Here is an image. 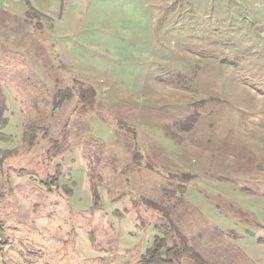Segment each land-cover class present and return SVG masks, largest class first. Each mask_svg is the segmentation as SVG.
<instances>
[{"label":"rangeland","instance_id":"obj_1","mask_svg":"<svg viewBox=\"0 0 264 264\" xmlns=\"http://www.w3.org/2000/svg\"><path fill=\"white\" fill-rule=\"evenodd\" d=\"M63 4L0 0V264H264V0Z\"/></svg>","mask_w":264,"mask_h":264},{"label":"trees","instance_id":"obj_2","mask_svg":"<svg viewBox=\"0 0 264 264\" xmlns=\"http://www.w3.org/2000/svg\"><path fill=\"white\" fill-rule=\"evenodd\" d=\"M22 1H24V3L26 4L27 11L35 13L37 15L39 14L33 9L29 0H22ZM38 16H42V15L39 14ZM84 97L85 96H83V98ZM1 115L2 113H0V118ZM5 124H6V120L0 119V130L4 128ZM179 255H180V251L178 250L177 246H173L170 248L169 247L164 248V246L161 248L157 247L150 253V258H148V260H146L143 264H174L175 260L178 259ZM193 257L194 260H196L195 261L196 264H206L197 256H193Z\"/></svg>","mask_w":264,"mask_h":264},{"label":"crops","instance_id":"obj_3","mask_svg":"<svg viewBox=\"0 0 264 264\" xmlns=\"http://www.w3.org/2000/svg\"><path fill=\"white\" fill-rule=\"evenodd\" d=\"M33 9L43 16L59 13L63 4V0H29ZM49 8L53 9L50 14Z\"/></svg>","mask_w":264,"mask_h":264}]
</instances>
